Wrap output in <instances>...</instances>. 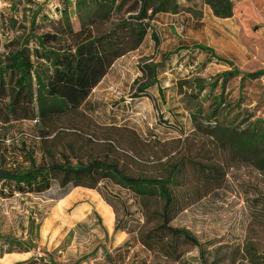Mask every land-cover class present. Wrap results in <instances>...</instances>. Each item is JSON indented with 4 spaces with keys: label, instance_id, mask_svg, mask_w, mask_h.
<instances>
[{
    "label": "rangeland",
    "instance_id": "obj_1",
    "mask_svg": "<svg viewBox=\"0 0 264 264\" xmlns=\"http://www.w3.org/2000/svg\"><path fill=\"white\" fill-rule=\"evenodd\" d=\"M231 1L233 16L217 19L204 0H176L180 13L158 15L141 46L115 62L79 114L50 121L0 120V159L3 157L11 167L27 166L21 149L39 164L43 136L49 135L47 139L52 140L55 129L62 133L53 142L56 151H67L66 144L71 143L79 148L83 161L91 156L92 150L84 140H76V130L98 139L94 155L103 157L102 129L109 125L132 129L141 139L153 143L146 150L149 155L145 154L152 163L139 165L135 171L158 175L161 163L173 165L186 158L183 191L189 194L195 193L198 172L187 159L222 167L221 186L200 200L191 198L190 207L172 222V226L186 229L198 240L203 255L187 247L180 260H167L139 245L135 234L123 237L114 233V218L124 221L129 230H136L144 221L140 201L126 190L106 182L98 190L68 187L62 191L53 184L42 195L0 198V252L8 249L5 241L9 239L30 240L33 245L28 253H2L0 264H16L32 257L45 262L51 259L52 264H264V171L255 168L244 154L210 137L213 124L205 119L210 102L194 101V83L183 86L181 92L178 89L179 81L198 77L211 84L217 75L234 68L241 74L264 70V0ZM75 3L0 0V53L9 40L29 27L32 11L37 8L41 15L56 21L67 7L72 29L78 31ZM10 19L16 22L13 28L8 26ZM38 25L39 33L51 31L49 22L38 20ZM153 32L158 36V46L151 38ZM195 45L212 49L216 58L193 51ZM180 46L188 51L176 53ZM163 60L157 69V83L141 96L137 88L146 81L142 68ZM240 78H230L224 85L218 80L212 97L222 95L226 102L223 109L230 112L226 122L236 119L233 125L243 129L249 122L264 121V77L243 82ZM200 105L205 117L194 123L190 114ZM203 192L204 187L199 193ZM101 194L115 195L122 201L116 204L117 215L104 212Z\"/></svg>",
    "mask_w": 264,
    "mask_h": 264
},
{
    "label": "trees",
    "instance_id": "obj_2",
    "mask_svg": "<svg viewBox=\"0 0 264 264\" xmlns=\"http://www.w3.org/2000/svg\"><path fill=\"white\" fill-rule=\"evenodd\" d=\"M204 3L217 19L233 16L231 0H204ZM66 8L59 12L60 17L56 21L41 15V10L37 8L32 11L29 27H24L18 38L4 45V52L0 53L1 121H50L79 114L115 62L141 46L155 18L160 14L180 13L176 0H76L75 14L80 29L74 31ZM38 20L49 22L51 31L39 33ZM15 24L10 19L8 26L13 28ZM105 26L108 28L100 32L99 29ZM151 38L158 46L155 32ZM192 50L216 58L214 51L206 46L195 45ZM181 51L188 49L180 46L176 53ZM164 62L150 63L142 68L146 81L137 88L141 96H145L146 91L157 83V69ZM238 76H241V82L257 80L264 77V70L241 74L234 68L217 75L211 84L198 77L192 81H179L178 89L181 92L183 86L194 83L196 91L191 94L194 101L210 103L206 117L200 105L195 112H191V121L196 123L199 118L205 117L206 123L213 124L211 138L215 137L230 149L244 154L255 168L264 171V128H260L264 126V121H248L243 129L233 125L236 119L227 123L226 116L230 112L223 109L225 100L221 94L212 97L218 80L224 85L230 78ZM103 128V157L94 155L98 139L91 135L87 138L84 132L76 130L73 131L76 140H84V144L92 150L91 156L83 161L78 155L79 148L71 143L66 144L67 151H56L53 142L62 135L58 129L53 131L52 140L47 139L49 135L43 136L39 164L32 154L23 149L20 153L24 155L26 167L8 166L1 157L0 198L10 199L16 194L42 195L53 184H58L62 191L68 187L98 190V186L106 182L132 193L143 209L144 221L137 225L136 230H129L124 221L115 219L114 233L135 234L139 245L167 260H180L186 253L183 248L187 247L198 249L203 255V246L198 240L186 229L172 226V222L190 207L191 198L200 200L210 190L221 186L224 179L222 167L187 159L189 164L197 167L198 172L193 188L195 193L189 194L183 189L186 182L183 161L186 158L173 165L161 163L158 175L135 171L134 168L139 165L152 163L151 157L145 154L149 155L146 150L153 143L141 139L135 131L124 126ZM203 187L204 192L200 194ZM101 197L117 215L116 204H122V201L115 195L101 194ZM32 227L33 223L29 228L32 230ZM5 244L8 249L0 252V256L2 253H28L33 248L30 240L20 242L9 239ZM44 262L42 258L32 257L16 264H52L51 259Z\"/></svg>",
    "mask_w": 264,
    "mask_h": 264
},
{
    "label": "crops",
    "instance_id": "obj_3",
    "mask_svg": "<svg viewBox=\"0 0 264 264\" xmlns=\"http://www.w3.org/2000/svg\"><path fill=\"white\" fill-rule=\"evenodd\" d=\"M103 210H104L105 213H108V214H110L112 216V212L113 211H112L111 207H109L106 203H105V205H103ZM114 225H115V218H114ZM119 234L121 236H123V237L126 236V234L124 232H119Z\"/></svg>",
    "mask_w": 264,
    "mask_h": 264
}]
</instances>
